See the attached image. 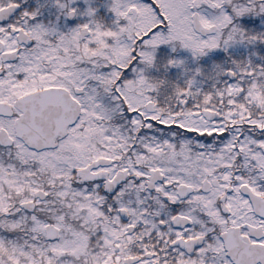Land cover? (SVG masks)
<instances>
[{"label": "snow or ice", "instance_id": "snow-or-ice-1", "mask_svg": "<svg viewBox=\"0 0 264 264\" xmlns=\"http://www.w3.org/2000/svg\"><path fill=\"white\" fill-rule=\"evenodd\" d=\"M83 3L0 0V264H264V0Z\"/></svg>", "mask_w": 264, "mask_h": 264}, {"label": "rangeland", "instance_id": "rangeland-1", "mask_svg": "<svg viewBox=\"0 0 264 264\" xmlns=\"http://www.w3.org/2000/svg\"><path fill=\"white\" fill-rule=\"evenodd\" d=\"M78 3H80V4H81V6H84V7H86V5H84V3H83V0H78Z\"/></svg>", "mask_w": 264, "mask_h": 264}, {"label": "flooded vegetation", "instance_id": "flooded-vegetation-1", "mask_svg": "<svg viewBox=\"0 0 264 264\" xmlns=\"http://www.w3.org/2000/svg\"><path fill=\"white\" fill-rule=\"evenodd\" d=\"M259 21H258V19H257V23H258Z\"/></svg>", "mask_w": 264, "mask_h": 264}]
</instances>
